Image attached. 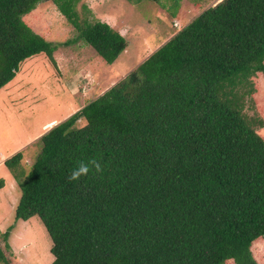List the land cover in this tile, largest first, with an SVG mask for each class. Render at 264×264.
Returning <instances> with one entry per match:
<instances>
[{
	"label": "trees",
	"instance_id": "obj_1",
	"mask_svg": "<svg viewBox=\"0 0 264 264\" xmlns=\"http://www.w3.org/2000/svg\"><path fill=\"white\" fill-rule=\"evenodd\" d=\"M40 1L0 0V88L27 58L44 53L55 63L62 44L23 18ZM52 1L75 39L106 63L126 49L116 27L90 20L86 5L88 15L80 14V0ZM259 72L264 0L207 7L44 132L26 175L20 151L4 161L21 188L15 218L40 217L52 240L50 264H257L251 248L264 237V119L250 113L247 98ZM80 163L88 174L70 180ZM0 262L10 264L1 244Z\"/></svg>",
	"mask_w": 264,
	"mask_h": 264
},
{
	"label": "rangeland",
	"instance_id": "obj_2",
	"mask_svg": "<svg viewBox=\"0 0 264 264\" xmlns=\"http://www.w3.org/2000/svg\"><path fill=\"white\" fill-rule=\"evenodd\" d=\"M218 1L180 0L176 7L175 0H80V14L88 15L82 9L86 5L91 10L90 20L109 22L125 35L127 47L115 64L106 63L91 45L75 39L77 30L52 0H41L23 16L34 32L62 45L54 52V64L44 53L27 58L20 63L18 78L0 88V160L4 159L0 163V178H4L0 244L10 264H50L54 257L52 240L40 217L15 218L21 188L4 161L20 151V166L26 175L42 147L36 136L46 132L52 121L67 119ZM24 66L28 67L25 74ZM252 79L255 92L247 104L250 113L254 110L264 119V73ZM16 84L17 94L13 90ZM259 133L264 138V127ZM251 249L257 264H264V237L255 240ZM226 264L235 263L230 260Z\"/></svg>",
	"mask_w": 264,
	"mask_h": 264
},
{
	"label": "clouds",
	"instance_id": "obj_3",
	"mask_svg": "<svg viewBox=\"0 0 264 264\" xmlns=\"http://www.w3.org/2000/svg\"><path fill=\"white\" fill-rule=\"evenodd\" d=\"M89 163H90L92 166H94L97 170L100 169V165H99L95 160L89 161ZM88 172H89V167H88V165H86V164H84V163H80V164L78 165V167L75 168V169L72 171V173H71L69 179H70V180H77V179L80 178V176H82V175H87Z\"/></svg>",
	"mask_w": 264,
	"mask_h": 264
},
{
	"label": "crops",
	"instance_id": "obj_4",
	"mask_svg": "<svg viewBox=\"0 0 264 264\" xmlns=\"http://www.w3.org/2000/svg\"><path fill=\"white\" fill-rule=\"evenodd\" d=\"M108 23H109V22H108ZM113 63L115 64L116 61L113 62ZM113 63H112V64H113ZM27 71H28V67H27V66H24L22 72L25 74ZM18 74H19V72L17 73V75H18ZM17 75H16L15 78H18ZM109 79H110V78H108L107 81H108ZM8 84H9V83H8ZM112 85H113V84H112ZM109 87H110V86H109ZM109 87H108V88H109ZM108 88H107V89H108ZM13 90L16 92V94L18 93L19 89L17 88V84L13 87ZM103 92H104V91H103ZM103 92H102V93H103ZM102 93H101V94H102ZM25 97H26V96H25ZM96 97H97V96H96ZM96 97H95V98H96ZM83 106H84V105H83ZM83 106H82V107H83ZM52 122H54V123H53L52 125H50V127H49L48 129H50L53 125L59 123V122H55V121H52ZM48 129H47V130H48ZM41 135H42V134H38L36 137H39V138H40ZM3 160H4V159L0 160V163H1ZM3 164H4V163H3ZM0 165H1V164H0ZM8 174H9V173H8Z\"/></svg>",
	"mask_w": 264,
	"mask_h": 264
}]
</instances>
